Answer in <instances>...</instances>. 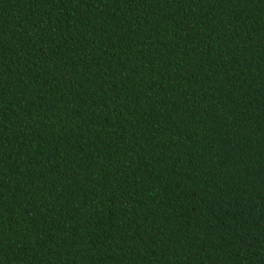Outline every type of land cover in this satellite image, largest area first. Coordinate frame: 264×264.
Listing matches in <instances>:
<instances>
[{"label":"trees","instance_id":"obj_1","mask_svg":"<svg viewBox=\"0 0 264 264\" xmlns=\"http://www.w3.org/2000/svg\"><path fill=\"white\" fill-rule=\"evenodd\" d=\"M0 264H264V0H0Z\"/></svg>","mask_w":264,"mask_h":264}]
</instances>
